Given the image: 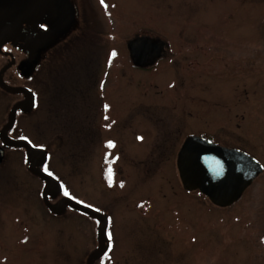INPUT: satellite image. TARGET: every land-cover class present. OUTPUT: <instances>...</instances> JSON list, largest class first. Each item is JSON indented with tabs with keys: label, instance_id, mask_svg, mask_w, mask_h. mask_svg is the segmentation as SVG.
I'll list each match as a JSON object with an SVG mask.
<instances>
[{
	"label": "rangeland",
	"instance_id": "374dc122",
	"mask_svg": "<svg viewBox=\"0 0 264 264\" xmlns=\"http://www.w3.org/2000/svg\"><path fill=\"white\" fill-rule=\"evenodd\" d=\"M109 4L111 16L118 18L105 26L111 28L104 31L98 43L105 45L106 54L110 47L115 48L112 57L119 64L113 63L112 84L116 78L125 80L123 73L127 75L126 91L123 85L117 93L120 99L113 96L117 105L114 115L125 126L117 128L118 134L117 126L102 131L101 115L97 111L95 143H89L77 139L70 123L65 125L66 129L57 130L54 121L52 126L38 119L40 114L37 119L21 115L17 129L10 134L30 135L34 143L48 146L51 153L48 169L62 178L69 197L83 201L81 205L112 212L109 234L112 256L98 264H264V247L259 242V235L264 233V171L240 201L227 207L214 205L199 191H185L176 174V157L184 137L201 131L226 137L214 120L206 124L209 115L199 106L202 88L198 84L189 93L192 101H197L192 115L183 109L186 97L178 98L185 88L191 89L180 83L192 67L191 60L198 64L196 81L202 73V50L197 49L200 42L207 44L206 51L212 55L223 50L228 60L240 61L239 94L244 96L240 99L239 113L247 111L249 118L264 120V67L261 66L264 65V0H238L235 5L233 0H109ZM233 5L240 13L233 22L239 24L228 34L231 23L227 18L233 14ZM242 12L250 13L242 15ZM217 19L222 21L220 31ZM135 33H153L165 43L171 38L174 55L167 49L166 56L155 67L137 70L126 47ZM210 36L214 39L206 38ZM217 37L221 38V44ZM63 62L64 59L53 57L47 64L44 75L48 74V86L42 85L38 77L35 79L39 89L44 88L43 95L53 92ZM171 64L177 65L176 72ZM247 67H251L249 72ZM39 76H43V71ZM130 79H141L142 87L138 88L135 82L130 85ZM173 79L177 82L174 88ZM210 81L213 88L207 96L212 100L218 94L214 92L218 78L214 75ZM227 90L224 88L225 93ZM16 99L17 96L0 89V132ZM227 102H231V96ZM138 105H143V113ZM28 122H32L30 127ZM255 127L237 131V137L262 160L264 127L256 124ZM137 133L143 134L140 142L136 140ZM110 136L121 140L113 147L123 154L120 162L125 170L121 177L130 178L132 165L138 164L143 169L139 185V194L143 195L138 198L144 200L142 210L120 207V177L111 182L112 189L106 187L101 177L102 153H106L102 142H108ZM82 151L80 159L72 158ZM26 155L22 147L6 148L5 159L0 164V264H85L96 240L93 221L71 210L51 212L39 191L42 180L28 168ZM172 163L175 170H171ZM127 202L133 204L134 200Z\"/></svg>",
	"mask_w": 264,
	"mask_h": 264
},
{
	"label": "flooded vegetation",
	"instance_id": "af4514ba",
	"mask_svg": "<svg viewBox=\"0 0 264 264\" xmlns=\"http://www.w3.org/2000/svg\"><path fill=\"white\" fill-rule=\"evenodd\" d=\"M69 1L71 6L70 17L60 22L46 23L27 15L23 20L22 26L20 27L19 38L15 42H9L3 46H0V89L7 94L17 96V99L12 103L10 111L14 108L15 105L20 104L17 109L16 120L13 129H17V124L19 123L21 115H24L28 119H31L32 117H35V119H37L36 117L40 114V118L38 119H40L44 124L49 123L53 126L54 121L58 126L57 130H59L60 128L63 130L66 129L65 125L70 123L72 125V128L70 129L75 134L77 139L81 141H87L89 143H95V129L97 127L95 118L97 111H99L98 114L101 115V123L99 122V128H101L102 131L103 129H105V132L114 130V126H117L115 129L118 134V130H120L119 127L122 125V123H120V121H118L114 115L117 110V105L115 104L113 96H116L120 99L121 96H117V93H120L119 87L123 88V85L126 91L128 84L126 80L127 75L122 72V77L125 78V80L117 79L115 77L116 80L112 84V79H114V76H112L111 73V71L113 70V65L115 64L117 66L119 64L118 59H113L112 57V51L115 48L110 47L106 54V47H103L105 45L102 46V44L98 43L101 42L100 37L105 33L104 31H108L111 28V26L106 28L105 26H108L110 24L112 25L113 21L115 22L118 17L115 19V17L111 16L109 0ZM233 2L235 5V2L237 3L238 0H233ZM234 5L232 10L233 14L228 15L227 18L230 19L228 22L231 23L230 28L227 30L228 34L237 23L239 24V21L233 22L235 18L240 16V13L236 10V8H234ZM249 13L250 12H242L241 14L246 15ZM221 22H219L218 19L216 21V24H220V26L218 27L219 31L223 27ZM138 36L159 37L158 35H154L153 33H135L134 37H132L131 39ZM175 38L177 39V36H175ZM206 38H210L212 40L214 39V36ZM95 39H97L98 41L95 42ZM129 40L126 42L128 51ZM216 40L219 44L222 43L220 37H217ZM97 43L99 44V46H96ZM173 45L175 44L170 38L169 41H167L165 45H163V50L161 51V53L159 52L160 57L158 58L156 63L150 66L136 65L131 58L130 51L129 59L132 63V66L137 70L150 69L152 67H155V65H157L161 60L164 59L167 53V49H169L170 53L174 55L173 49L175 48H173ZM185 45V48L188 49L187 42H185ZM199 45L200 46H198L197 49L202 50V63H200L202 73L199 80L196 81L195 73L199 70L198 68H196L198 67V64L194 60H191L189 62V66L192 65V67L190 69H187L188 75L184 74V80L182 82H180L181 79L179 77V82L183 85V87L185 88V85H188L191 89L188 90L185 88L182 92V95H179L178 98L183 99V96L186 97L183 109L190 115H192V110L197 108V101L193 99V102L192 97L189 96V93L198 84L202 88V91L200 89L201 95L199 99V106L201 108V111L205 110V113L209 115L206 117V124L210 125L214 120L218 126V129L221 130L226 135V137H222L217 133L202 131L199 133H192V135H199L217 145L230 149H237L246 152L247 154L256 158V156L252 154L251 149H249V147H247L244 142H240V136L237 137V131H249V126L254 128L256 124L259 128L264 127V120L261 119L260 122L258 119H256V117L249 118L247 111L239 113V107L241 106L240 99L242 96H244H240L239 94V88L241 86L239 82V70L241 66L240 61L236 58L228 60V58H226L227 55L223 53V50H217L215 51V54L212 55L211 53H208L206 51V43L200 42ZM154 48L153 45L148 44L146 46V50L148 51L146 55L152 56L153 54H155L156 51L154 50ZM53 57L62 58L64 59V62L59 69L60 76L53 86V92L43 95V93H45L43 92L44 88L39 89L34 81L38 77L42 85L48 86V74L44 75V72L47 71V64L51 63ZM172 61L175 62V59L173 58ZM252 61L254 62V60ZM248 63L251 66L254 65L252 62ZM170 66L175 72L177 71L176 64H171ZM261 66L264 67L263 64H261ZM250 70L251 67H247V71L249 72ZM41 71H43V76H39V73ZM214 75H216V78H218V81L215 83L214 92H217L218 94L215 96V98L209 100L207 93L213 88V83L210 81V78ZM130 77L134 78L136 77V75H131ZM117 82H119L118 85H116ZM129 82H131L130 85L135 82L136 84H134L138 88L142 87L141 79H138L137 81L136 79H130ZM171 85L173 88L177 86V82L175 79L171 81ZM209 87L211 89H208ZM224 88L228 89L226 93L224 91ZM245 91H247V89ZM229 96H231L230 103L227 102ZM249 97L250 95L247 96V98ZM23 102L27 104L23 106ZM138 107H142L143 113V105H138ZM213 111H215L214 116L212 115ZM31 124L32 122H28L29 127ZM226 125H230V127L227 128L225 127ZM122 126L124 127L125 125L123 124ZM117 128L119 129L117 130ZM229 129H231V131H229ZM142 135V133L136 134V136L138 137L136 138V140L138 142L144 139ZM13 137L27 139L35 146L40 147L46 151L47 160L41 166H39V168L52 175L60 182L62 186L61 191L58 193H52L51 191L47 190L46 180L43 177L35 174L33 171L32 172L36 176H38L40 180H42V185L39 188V191L41 194V198L45 200V204L50 208V211L56 213L52 208V205L62 204V212H64L65 209L67 211H75V213H78L82 216L84 215L88 219L93 221V224L96 227V240L95 245L91 249V252L89 251L90 253L87 255L85 264H98L101 261L108 260L107 257L110 255L112 256L111 253L113 251L111 250L112 239L109 236L110 229L113 223L112 212H109V209L107 210L106 208L91 205V207L95 208L104 215L105 220L104 222H102L101 219L96 215H91L81 210L79 208V205L83 204V201L78 202L69 197L68 194H66L67 188L62 178L60 179V176L57 175L54 170L51 171L48 169L51 156L48 146L43 143H34L35 140H33L30 135H16ZM110 137L108 138V142H102L104 150L106 149V153L105 151H103L102 153L101 177L106 187L109 189H112L111 182H113L116 177H120V184L118 185L121 190V194L119 196L121 199V202L119 204L120 207H133L142 210L144 200L138 198H140L139 196L143 195L139 194V185L142 181L141 179L143 169L139 167L138 164L132 165L134 171L130 172V178L123 179L122 171L125 169L120 162L121 159H123V154L117 151L116 147L113 148L116 145V141L121 140L116 136H112L111 140ZM126 138H124V140ZM185 139L186 137H184V141ZM184 141H182L181 147ZM1 144H3V141ZM110 144L114 146L110 147ZM112 148L113 151L111 150ZM89 149L90 148H88V150ZM179 151L177 153L176 163L178 160ZM83 152L84 151H82V153L80 154H73L72 158L76 160L80 159V156L83 154ZM125 156V158H127V155ZM261 158L262 160L260 158V160L257 158L256 159L263 165L264 171V158ZM128 160L133 163L132 160ZM26 161L27 166H29L30 162L28 160V155H26ZM177 168L176 174L178 175V177H180L179 169L177 170ZM109 169H111V176L109 174ZM171 170H175L174 164ZM171 172L172 171H170V173ZM260 175L255 178V180L245 190L242 197L238 201H240L245 196L247 191H250V189L253 188L254 183L259 179ZM183 189L187 191L184 187ZM127 199L134 200V203L131 204L130 202H127ZM68 200L73 201L78 205L73 206L69 203ZM102 225H104L106 228V241H102L100 239L99 230ZM259 242L263 248L264 233L262 235H259Z\"/></svg>",
	"mask_w": 264,
	"mask_h": 264
},
{
	"label": "water",
	"instance_id": "95a60500",
	"mask_svg": "<svg viewBox=\"0 0 264 264\" xmlns=\"http://www.w3.org/2000/svg\"><path fill=\"white\" fill-rule=\"evenodd\" d=\"M27 15L41 22H60L71 16L70 1L0 0V46L15 42L19 38L20 27ZM148 44L155 47L156 53L152 56L146 55ZM163 45H165L164 40L150 36H138L128 42L131 58L139 66H150L156 63ZM26 104L22 103L23 106ZM19 105H15L10 111L8 121L0 132L3 141L0 146V164L5 159L6 148L23 147L27 150L30 162L28 168L46 180L47 190L58 193L62 189L60 182L39 168L47 160L46 151L34 146L26 139H17L9 135L14 127ZM177 165L186 190H200L214 204L221 207L237 202L263 171L262 164L246 152L217 145L199 135H190L185 139L178 154ZM68 201L73 206L78 205ZM52 208L56 213H61L63 205L55 204ZM79 208L88 214L96 215L104 222V215L95 208L84 205H79ZM99 235L102 241L107 240L104 225L100 227Z\"/></svg>",
	"mask_w": 264,
	"mask_h": 264
},
{
	"label": "snow or ice",
	"instance_id": "6c2138e0",
	"mask_svg": "<svg viewBox=\"0 0 264 264\" xmlns=\"http://www.w3.org/2000/svg\"><path fill=\"white\" fill-rule=\"evenodd\" d=\"M110 147H112V146H114V145H109ZM109 174H110V176H111V169H109ZM122 186V185H121Z\"/></svg>",
	"mask_w": 264,
	"mask_h": 264
}]
</instances>
